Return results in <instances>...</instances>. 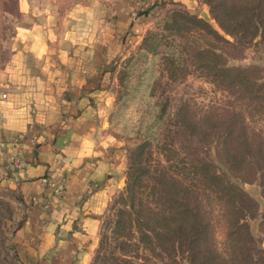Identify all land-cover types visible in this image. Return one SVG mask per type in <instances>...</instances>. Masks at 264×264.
<instances>
[{"label":"rangeland","instance_id":"rangeland-1","mask_svg":"<svg viewBox=\"0 0 264 264\" xmlns=\"http://www.w3.org/2000/svg\"><path fill=\"white\" fill-rule=\"evenodd\" d=\"M28 2L65 7L0 0V68L25 46ZM132 2L102 85L120 162L84 264H264V0ZM15 211L0 191V264H19Z\"/></svg>","mask_w":264,"mask_h":264},{"label":"crops","instance_id":"crops-1","mask_svg":"<svg viewBox=\"0 0 264 264\" xmlns=\"http://www.w3.org/2000/svg\"><path fill=\"white\" fill-rule=\"evenodd\" d=\"M107 1L50 0L65 6L59 15L31 13L28 2L25 46L0 68V191L16 208L10 242L19 264H84L94 248L108 190L100 182L120 162L101 127L104 71L117 34L136 32L139 11L132 0ZM59 20L68 22L61 32Z\"/></svg>","mask_w":264,"mask_h":264},{"label":"built area","instance_id":"built-area-1","mask_svg":"<svg viewBox=\"0 0 264 264\" xmlns=\"http://www.w3.org/2000/svg\"><path fill=\"white\" fill-rule=\"evenodd\" d=\"M2 177H3V175L0 173V179ZM43 182L45 185L49 186L57 196L63 195L64 187L58 181L54 180V178H52V177L44 178Z\"/></svg>","mask_w":264,"mask_h":264}]
</instances>
